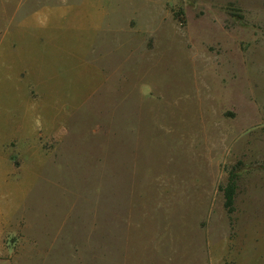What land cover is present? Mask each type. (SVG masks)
<instances>
[{
    "label": "rangeland",
    "instance_id": "374dc122",
    "mask_svg": "<svg viewBox=\"0 0 264 264\" xmlns=\"http://www.w3.org/2000/svg\"><path fill=\"white\" fill-rule=\"evenodd\" d=\"M0 264H264V0H0Z\"/></svg>",
    "mask_w": 264,
    "mask_h": 264
},
{
    "label": "trees",
    "instance_id": "16d2710c",
    "mask_svg": "<svg viewBox=\"0 0 264 264\" xmlns=\"http://www.w3.org/2000/svg\"><path fill=\"white\" fill-rule=\"evenodd\" d=\"M239 166L240 163L238 162L234 167H232V169L228 172L226 184L220 188L224 199L223 206L229 216L234 212V197L237 190V170Z\"/></svg>",
    "mask_w": 264,
    "mask_h": 264
},
{
    "label": "bare ground",
    "instance_id": "6f19581e",
    "mask_svg": "<svg viewBox=\"0 0 264 264\" xmlns=\"http://www.w3.org/2000/svg\"><path fill=\"white\" fill-rule=\"evenodd\" d=\"M204 85V84H203Z\"/></svg>",
    "mask_w": 264,
    "mask_h": 264
}]
</instances>
